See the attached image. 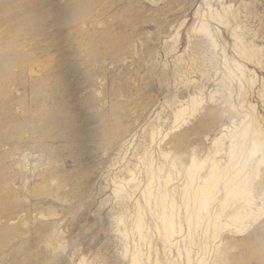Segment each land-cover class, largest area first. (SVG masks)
Instances as JSON below:
<instances>
[{"label": "rangeland", "instance_id": "374dc122", "mask_svg": "<svg viewBox=\"0 0 264 264\" xmlns=\"http://www.w3.org/2000/svg\"><path fill=\"white\" fill-rule=\"evenodd\" d=\"M249 123L264 0H0V264H264V165L193 197Z\"/></svg>", "mask_w": 264, "mask_h": 264}, {"label": "bare ground", "instance_id": "6f19581e", "mask_svg": "<svg viewBox=\"0 0 264 264\" xmlns=\"http://www.w3.org/2000/svg\"><path fill=\"white\" fill-rule=\"evenodd\" d=\"M155 1V0H153ZM187 110V107L180 108L175 116L178 121L179 117L184 115V112ZM251 125H245V128L240 130L230 131L227 136L230 139L229 145V153L230 157L228 162L222 166L219 163V160H214L212 163V167L210 168V172L203 182L202 185L197 184L195 186V191L193 194L194 201L198 204L199 207L204 204V202L213 195L214 190L218 188V184L223 181L226 186L225 197L222 201L223 205H225L228 199H232L234 202L239 201L240 206L235 210L234 215L231 217L233 222L237 224H243L248 217L253 213L252 210H246L247 204H251L250 201V190H249V182L251 178V171L255 172L258 175L260 171V167L264 165V136L261 129L255 128L251 130ZM252 131V132H251ZM251 132V133H250ZM249 135V139L248 136ZM246 149V150H245ZM245 150V152H244ZM248 154L247 159L244 162L239 161L242 155ZM253 157V163L250 165L249 169L252 170L247 175V171L245 170V163ZM228 167V168H227ZM197 168V164L195 161L189 167V178L188 184H192L197 179V173L194 169ZM233 171V177H229L227 179L224 178L225 169ZM224 179V180H223ZM230 179V180H228ZM163 210L160 215V219L162 220L163 226L165 228V237L168 240L171 239L175 229L174 224L175 221L171 216L172 206H168L163 203ZM244 209V210H242ZM138 227H141V221L138 222ZM131 264H139L138 258L133 257L131 260Z\"/></svg>", "mask_w": 264, "mask_h": 264}]
</instances>
